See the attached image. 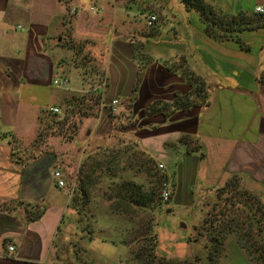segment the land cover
<instances>
[{"label":"crops","instance_id":"crops-1","mask_svg":"<svg viewBox=\"0 0 264 264\" xmlns=\"http://www.w3.org/2000/svg\"><path fill=\"white\" fill-rule=\"evenodd\" d=\"M204 2L223 17L264 8ZM251 26L214 39L180 0H0V264H53L58 234L76 218V174L93 156L116 155L117 170L136 176L135 155H148L185 180L181 201L194 181L230 176L263 195L264 15ZM181 101L192 107L174 109ZM156 102L167 109L146 114ZM52 107L72 126L34 145Z\"/></svg>","mask_w":264,"mask_h":264},{"label":"rangeland","instance_id":"rangeland-1","mask_svg":"<svg viewBox=\"0 0 264 264\" xmlns=\"http://www.w3.org/2000/svg\"><path fill=\"white\" fill-rule=\"evenodd\" d=\"M59 125L52 115L44 119L39 125L37 143L44 144L46 138L60 134L59 131L67 128V125L71 127L72 123ZM135 156L143 171L136 176L134 172L124 173L122 179L140 185L142 193L154 191L158 201L161 185L168 182L172 190L169 202L160 203L159 209L150 208L147 212L140 211L136 205L131 209H119L113 201L103 195L107 186L100 183L92 192L90 204L82 208L81 214L76 211V218L71 217L64 222L63 235L58 234L57 240H65V244H55L53 264H74L79 261H86L88 264H138L133 257V251L139 246L135 243L134 234L149 218L153 219V235L157 238L155 253L158 258L206 264L207 247L210 243L206 235L205 228L208 225L205 221L218 222L225 218V214L234 219L229 226L232 231L221 246L217 264H258L256 258L264 249V193L260 194V188L250 189L258 196L255 204L243 197L232 198V191L226 185L231 176L215 187H200L198 182L194 181L191 188L189 186V197L185 196L188 201H181L180 198H184L182 193L186 182L181 181L179 174H172L177 172L175 166H168V171L172 174L169 177L165 171L157 168V163L150 160L148 155L141 153ZM124 157L127 158L126 155ZM100 158L99 156L98 160ZM103 183L108 184L109 181ZM74 187L75 181L73 190ZM242 190L245 188L240 181V191ZM228 200L239 203L231 206ZM242 202L245 205L241 204ZM240 219L242 223L239 226ZM88 230L92 232V240L86 233ZM240 232L247 234L244 240L240 239ZM246 247L250 248L251 252ZM196 258H199V261Z\"/></svg>","mask_w":264,"mask_h":264},{"label":"trees","instance_id":"trees-1","mask_svg":"<svg viewBox=\"0 0 264 264\" xmlns=\"http://www.w3.org/2000/svg\"><path fill=\"white\" fill-rule=\"evenodd\" d=\"M188 9L194 10L197 12L205 25V32L210 37H213L217 40L222 39H233L236 38L237 34L245 29L252 28V23L261 20L264 14H257L252 16H246L245 14L241 13L236 16L231 17H223L217 14L210 5L204 2V0H180ZM260 83L264 85V76L260 77ZM194 93H204L201 88L196 90L194 89ZM201 96V95H200ZM204 98H206L204 96ZM174 109H188L192 107V104H187L181 101L180 104L174 106ZM167 107H160V103L156 102L150 105L147 110L146 114L154 115L158 112H164ZM50 113V112H49ZM112 113V111H111ZM54 119H56V123L59 125H63L65 123L64 118L59 121V116L51 114ZM41 133V132H40ZM39 137V134H38ZM39 139V138H38ZM38 139L34 142V145L37 144ZM98 156H93L92 159H88L83 161L75 178V187H74V196H72L70 204L79 215L82 212V208L90 204L91 199L93 198V191L99 186L101 179H102V169H103V176L107 177L109 183L107 184V190L104 192L107 195V198L113 201L114 205L119 209H131L132 206H138L140 211L147 212L148 209H159L160 203L163 204L155 196L154 191H148L146 193H142V188L140 185H137L135 182L132 181H125V180H116L118 178L117 173H126L129 170H125L121 168L117 170V162H116V155H109L106 156V163L103 161L98 160ZM101 157V156H100ZM141 168V165H140ZM115 178V179H114ZM111 181V182H110ZM227 188L232 191L233 199L236 196L243 197L246 200H251L253 203H257L258 196L248 190L240 191V181L237 176H233L229 182H227ZM160 193V190H159ZM229 201V200H228ZM230 205L238 204L239 201L233 202V200L229 201ZM241 204H244L242 202ZM246 201V206H247ZM81 211V212H80ZM223 215V214H222ZM85 217V216H84ZM225 218L221 220H211L205 221V224L208 225L206 229V235L209 241V245L207 247V254H206V264H217L218 263V256L221 251V246L228 236V233L232 231L229 229L231 223L233 222V217L228 218L225 214ZM252 219V218H248ZM239 221V226L242 223V219ZM215 222L216 225H213ZM85 229V228H84ZM91 230L86 231L89 235V239L92 240V232ZM135 243H137V249L133 251V257L138 264H197L192 263L187 260L184 261H174L165 258H158L155 251L157 245V238L153 235V219L149 218L143 225L142 228L138 229L136 234H134ZM246 233L239 234L240 239L244 240L246 237ZM249 252L251 249L246 247ZM199 261V258H196ZM258 264H264V249L260 252L259 256L256 258ZM74 264H88L86 261Z\"/></svg>","mask_w":264,"mask_h":264},{"label":"built area","instance_id":"built-area-1","mask_svg":"<svg viewBox=\"0 0 264 264\" xmlns=\"http://www.w3.org/2000/svg\"><path fill=\"white\" fill-rule=\"evenodd\" d=\"M254 11L257 14H264V8L263 7H260V6L256 7L254 9ZM156 20H157L156 16H154V15L148 16L147 17V21H146L147 26L148 27H151L156 22ZM65 84H66V81L65 82H61L60 83V87L63 86V85H65ZM119 105H120V100L119 99H117V98L112 99V101L110 103V110L112 111V113H116L117 112V109H118ZM49 112L51 114L56 115V116L58 115L60 120L62 119L61 112H60V110L58 108L52 107V108L49 109ZM157 168L159 170H163L164 169V166H163V164H159L157 166ZM53 177H54V179L57 180V186L58 187L63 188L65 186L64 182L60 179V175H59L58 172H55L53 174ZM171 192H172L171 185L168 182H164L161 185V187H160V193H159L160 201L163 204H166V203L169 202L170 197H171ZM9 250L10 251H13V248L10 247Z\"/></svg>","mask_w":264,"mask_h":264},{"label":"water","instance_id":"water-1","mask_svg":"<svg viewBox=\"0 0 264 264\" xmlns=\"http://www.w3.org/2000/svg\"><path fill=\"white\" fill-rule=\"evenodd\" d=\"M182 227L184 228L185 226L182 224Z\"/></svg>","mask_w":264,"mask_h":264}]
</instances>
